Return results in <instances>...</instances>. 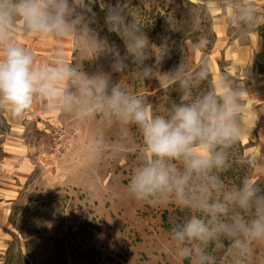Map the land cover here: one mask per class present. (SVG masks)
<instances>
[{
    "label": "clouds",
    "instance_id": "obj_1",
    "mask_svg": "<svg viewBox=\"0 0 264 264\" xmlns=\"http://www.w3.org/2000/svg\"><path fill=\"white\" fill-rule=\"evenodd\" d=\"M105 5L101 4V8ZM224 10V19L238 33L246 35L262 22L258 0H209L208 13ZM78 9L82 11H77ZM85 0H0V111L22 118L37 103L50 113H63L86 123L99 121L104 128L120 126V140L109 144L104 132L89 136L82 155L92 163L117 160L128 152L130 127L138 129L141 142L134 151L140 161L127 185L128 193L150 204L174 202L189 215L171 228L175 255L189 264H218L211 248L229 242L225 264H251L253 244L264 243V190L249 176L238 185L227 186L221 174L235 162L236 146L246 129L241 117L248 95L233 81L221 77L214 87L202 88L210 78V63L201 58L194 69L185 59L171 72L158 75L145 64L155 56L159 65L167 46L157 48L141 30L133 15L127 20L124 8L108 6L109 31L124 41L126 55L98 41L88 27ZM194 30L200 20L192 15ZM52 37L72 39L81 53L102 51L114 56L113 71H123L126 59L137 66V79L156 77L167 90L173 84L181 93L164 114H156L142 96L113 83L109 74L89 75L81 63H70L62 46L46 62H38L35 52L20 38ZM207 43L201 40L197 48ZM241 163L247 162L240 158Z\"/></svg>",
    "mask_w": 264,
    "mask_h": 264
},
{
    "label": "rangeland",
    "instance_id": "obj_2",
    "mask_svg": "<svg viewBox=\"0 0 264 264\" xmlns=\"http://www.w3.org/2000/svg\"><path fill=\"white\" fill-rule=\"evenodd\" d=\"M191 1L205 6L209 3ZM85 3L91 9L83 14L92 33L122 58L126 47L116 32L109 31L108 6L121 5L127 20L134 15L152 45H166L167 54L159 65L154 55L145 61L157 75L174 71L184 59L179 55L181 35L186 36L187 67L194 69L202 53L191 39L205 40L211 32L207 27L199 32L193 29L189 15L192 8L182 0ZM258 5L264 15V0H258ZM192 15L197 16V12ZM211 16L215 42L205 58L211 66L213 87L221 77H227L233 87L243 88L248 95L241 122H249L252 111L262 104L254 98L264 95V72H258L255 64L264 69V40L257 32L264 33V22L242 35L226 22L223 9L217 7L215 16ZM20 42L35 52L38 62H46L62 46L69 62L81 63L87 74H109L113 83L144 97L156 114L168 109L167 91L160 88L156 77L138 80L139 69L130 57L124 61L127 67L117 72L112 69L115 58L111 52L102 51L89 59L95 52L81 53L72 39L20 38ZM66 116L69 124H32L35 120L26 118L23 124L12 125L6 124L4 111H0V264H189L175 255L171 240V228L189 215L188 210L174 202L154 205L138 201L127 191L133 170L140 163L134 151L141 142L138 129L130 127L132 140L123 158L92 163L82 155L84 141L102 130L109 144L115 143L121 138L120 126L104 128L99 119L81 123ZM250 126L251 135L241 141L243 145L250 143L249 148L243 153L235 148V162L221 177L227 186H234L249 176L264 190V146L258 140L264 128L260 124ZM51 128L64 129L70 138L68 150L61 157L49 151ZM241 157H248V161L241 163ZM228 249V241L222 248H211L218 264H225ZM253 250L251 264H264V243H254Z\"/></svg>",
    "mask_w": 264,
    "mask_h": 264
},
{
    "label": "trees",
    "instance_id": "obj_3",
    "mask_svg": "<svg viewBox=\"0 0 264 264\" xmlns=\"http://www.w3.org/2000/svg\"><path fill=\"white\" fill-rule=\"evenodd\" d=\"M183 4L188 7V8H192L195 10V12H197V16L200 18V25L201 28L202 27H207V29L209 28L211 32H209L208 36H206L205 40L207 41V43L201 47L198 48L200 49V52L202 53V57L201 58H205V56L207 54H209L210 49L212 48V45L215 42V33L211 30L212 27V16L210 13L207 12L206 6L203 3H196L193 2L191 0H182ZM200 28V30H201ZM200 30H197V32H199ZM258 35L259 37L264 40V33H261L259 31V29H257ZM181 41L179 42V55L182 56L184 59L187 58L188 56V47L185 43V35H181ZM192 42L194 44H197L199 41H201V38L197 37V38H192L191 39ZM200 61V60H199ZM198 61V63H199ZM195 64V67L198 65ZM258 66V72L262 73L264 72V69L259 68V65L257 64V62L255 63ZM194 67V68H195ZM202 88H210L213 87V81H212V75L210 73V78L209 81L205 82L203 85H201ZM167 98H166V108H169L171 106V103L173 102H179L180 100V91L177 85L173 84L172 86H170L169 88H167ZM175 91H179V92H175ZM177 93V94H176ZM250 145V143H248ZM243 145L242 142H240L236 147L239 150V152L243 153L244 149L249 148V145ZM245 160L248 161V157H245ZM249 163V162H248ZM250 164V163H249Z\"/></svg>",
    "mask_w": 264,
    "mask_h": 264
},
{
    "label": "crops",
    "instance_id": "obj_4",
    "mask_svg": "<svg viewBox=\"0 0 264 264\" xmlns=\"http://www.w3.org/2000/svg\"><path fill=\"white\" fill-rule=\"evenodd\" d=\"M255 100H262V104L258 109H254L250 117L249 122L243 123L242 125L246 129L245 137H249L251 135V126L250 124H260L262 128H264V95L261 93L257 95ZM4 117L6 124H23L24 119L29 118L30 120H35L32 124H69L68 117L63 113L52 114L48 112L40 103H37L25 116L22 118H14L11 114L4 111ZM243 117H241L242 119ZM28 123V122H26ZM75 124V123H72ZM258 140L260 141V145L264 146V134L259 136Z\"/></svg>",
    "mask_w": 264,
    "mask_h": 264
},
{
    "label": "built area",
    "instance_id": "obj_5",
    "mask_svg": "<svg viewBox=\"0 0 264 264\" xmlns=\"http://www.w3.org/2000/svg\"><path fill=\"white\" fill-rule=\"evenodd\" d=\"M51 142L49 151L51 155L61 157L68 150L70 145V138L64 129L51 128L50 130Z\"/></svg>",
    "mask_w": 264,
    "mask_h": 264
}]
</instances>
